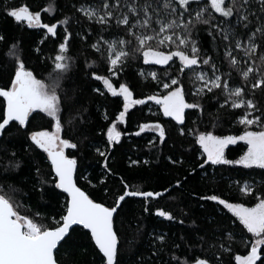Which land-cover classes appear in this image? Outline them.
I'll return each instance as SVG.
<instances>
[{
    "label": "snow or ice",
    "instance_id": "snow-or-ice-1",
    "mask_svg": "<svg viewBox=\"0 0 264 264\" xmlns=\"http://www.w3.org/2000/svg\"><path fill=\"white\" fill-rule=\"evenodd\" d=\"M71 9L56 19L54 2L35 12L9 7L8 0L3 5L17 24L43 30L34 54L48 41L55 54L40 60L49 67L44 76L26 59L22 39L9 42L0 33V45L9 49L0 64L7 74L0 86V264H69L67 257L72 264H264V0H85ZM42 13L54 22H44ZM77 43L80 55L74 56ZM81 64L90 87L78 85L69 96ZM134 66L136 77L154 89L146 95L124 79ZM97 82L102 88L92 86ZM86 91L117 98L118 113L99 100L82 103ZM150 103L152 116L174 122L177 140L164 154L162 146L172 140L165 124L138 123L126 134L152 133L146 145L152 159L131 164H164L177 175L162 190H142L120 177L122 192L111 204L96 198L80 180L109 196V178L117 175L112 149L125 135L119 126L126 128L131 111ZM35 120L43 123L33 128ZM225 123L237 131L218 133ZM237 145L245 150L229 158L227 150ZM89 153L102 158L98 183L84 174ZM192 153L197 164L185 168ZM209 168L248 170L239 180L229 177L238 202L216 190L191 193L202 222L190 207L180 208L179 217L153 211V201L183 195L190 179L223 182ZM137 198L139 215L133 212L127 222H136L147 255L132 251L134 241L123 235L125 208ZM153 216L180 225L190 218V224L178 238L155 227L146 231ZM81 250L90 259L77 261Z\"/></svg>",
    "mask_w": 264,
    "mask_h": 264
},
{
    "label": "trees",
    "instance_id": "trees-1",
    "mask_svg": "<svg viewBox=\"0 0 264 264\" xmlns=\"http://www.w3.org/2000/svg\"><path fill=\"white\" fill-rule=\"evenodd\" d=\"M50 2H54L57 5V14L56 19H60L63 14H72L74 10L71 9L72 3H82L85 0H8L9 7H19L27 5L32 11H41L45 6H47ZM5 0H0V33L6 35L9 42L14 39H22L23 41V49L24 55L26 59L29 61L30 65L39 69L44 76H47L49 67H42L40 64V60L43 59L44 56L51 57L55 54V44L52 41H48L45 45L42 46V53L40 56L34 54L31 49L37 45V42L41 38V33L43 30L40 29H28L26 24L19 23L17 24L14 20L10 17H7L3 11V5ZM42 20L44 22H54L50 14L42 13ZM206 39V37H205ZM80 45L77 43L72 48V54L80 55ZM9 49L7 44L0 45V64L5 62V56L8 54ZM81 61H83V56L80 57ZM50 66V62H49ZM160 66H154V70L158 69ZM144 70H148V66H144ZM136 71L135 66L130 69L124 77L131 86L135 89L138 96L146 95L150 91L154 89H150L147 87L141 80H139L136 75L134 74ZM39 76V73H38ZM7 82V74L0 73V86H3ZM78 85H84V77L82 71V64L81 70L77 71L74 74V82L68 85V94L71 96L73 94V89ZM92 86H99L102 88V85L97 82L95 85ZM86 89H88L89 85H84ZM99 100L100 102L108 105L109 111L113 113H118L120 108L119 103H113L112 101L117 100V98H110L109 100H104L101 97L93 95L90 91H86L81 96V102L87 104H93L95 101ZM140 106H138L139 108ZM149 108L152 111H156L155 106L151 105V103L144 107L143 111H139L137 109H133L130 113L127 127L119 126L120 130L125 133L122 138V145L115 146L112 149V156L110 158V163L113 171L117 174L114 178H109L107 187L109 188V196L104 198L101 193L96 190L92 189L89 185L85 183L84 180H80V186L83 187L86 191H90L93 196L98 199H106V202L111 204L115 196L121 194L122 186L120 183V177L126 178L130 183L133 185H142V190H162L163 186H165L169 180H174L175 176L177 175L176 170L169 171L167 166L164 164H156L155 166L145 167L141 165H132V160H141L144 159H152V154L148 152L146 145L150 138H153L152 133H144L140 137L135 135H127L126 133L135 132L138 130L137 124L138 123H145V122H153L159 120L160 122L165 124L166 129L169 130L170 135L172 136V140H169L167 146L163 147V153L167 154L171 150V145L173 140H177L176 133L172 131V125L174 122H168L165 118L159 116H152L149 112ZM91 111H95L93 107ZM98 123H103V121H97ZM43 121L35 120L32 122L33 128H37ZM237 129L235 127L230 126L229 124L225 123L223 128L217 129L218 133L222 134H229L230 132L234 133ZM191 139V138H189ZM185 146H189L187 141L184 142ZM101 147H104L102 144ZM179 143L177 144V149H179ZM245 150L243 145L237 146H230L229 150H227V155L229 158H238L242 151ZM23 156V153H21ZM197 153H192L186 159L189 163L185 164V168H191L197 164L196 160ZM102 161V158L95 156L92 153H89V159L86 162H82V167L85 169L84 174L89 175L90 179L93 183H98V178L102 177V167L101 164L97 161ZM45 170H47V166L45 165ZM227 168V166H226ZM248 170H240L239 168L235 170H226L221 169L219 173L214 168H209L208 172L210 174L215 175H222L224 177L223 182L218 183L216 180L210 181H202L199 179H190L189 182L186 184L183 195L178 192H174L172 196L162 198L157 203L153 201V211L156 207L165 210L171 211L178 217L181 216L179 211L180 208H184L185 211L188 210L190 207L192 211L195 213L198 222H202L200 217L202 216V212L198 209L195 203H191L190 199L191 193H207L213 190H216L217 194H222L224 196H228L230 193L233 197V202L236 201L235 198V191L234 189H229L228 184L230 183L229 177L232 180H239L243 176L244 172ZM185 173L183 171L179 172L180 176H183ZM204 173L201 172V176ZM209 184L210 187L208 189L205 188V184ZM175 197V199L173 198ZM62 199V197H61ZM182 201V202H181ZM33 203H35L33 201ZM187 205V207H185ZM140 204L138 202L132 203L130 206L125 208V212L128 213L126 222L123 229V235L128 240H133L134 245L132 251H140L148 254V247L147 241L141 237L136 235L137 224L133 221L129 224L127 221L132 218V213L135 212L139 215ZM190 224V218L186 220L185 225H180L179 223L172 224L170 222L164 221L161 223V220L156 217H151L145 221L146 231L151 230L152 228L163 229L167 231L169 235H175L177 238L180 234L187 231L188 225ZM86 243V242H84ZM240 246L237 245V248ZM125 251H129V249L125 248ZM72 257H67L69 264H72ZM77 261H85L90 259L89 255L83 253L81 250L80 253L75 257Z\"/></svg>",
    "mask_w": 264,
    "mask_h": 264
}]
</instances>
